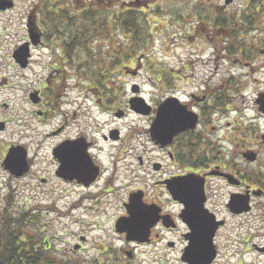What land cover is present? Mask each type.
Wrapping results in <instances>:
<instances>
[{"label":"flooded vegetation","instance_id":"af4514ba","mask_svg":"<svg viewBox=\"0 0 264 264\" xmlns=\"http://www.w3.org/2000/svg\"><path fill=\"white\" fill-rule=\"evenodd\" d=\"M21 3L0 0V112L9 109V89L18 94L20 84L8 87L7 83L12 79L10 71L27 70L17 56L20 48L27 51L31 30L39 33L37 45L30 46L31 54L39 49L57 64L51 66L54 74L67 73L59 59L68 54L74 35L60 34L58 18L42 17L38 21L30 16L29 22L27 8L19 9ZM97 3L113 7L124 1L93 0L83 6ZM235 4V0L185 1L184 10L191 18L189 28L187 16L184 19L186 42L200 41L212 52L207 57L197 55L195 62L186 59L181 73L168 71L166 96L177 97L192 116L173 139L169 133L172 140L157 145L152 141L150 129L157 105L153 104L150 129L146 131L152 148L135 152L118 148L114 144L122 141L125 133L117 119L128 114L143 115L125 112L119 105L115 108L116 98L109 102L100 95L95 99L97 116L111 115L113 126L103 131L105 122L101 119L98 138L81 132L71 136L74 140L82 137L85 149L78 156L79 166L71 151L68 182L100 198L92 211L106 217L110 225L101 223L98 229L113 230L112 240L99 238L103 250L93 258L94 264H136L149 258L158 260V264H172L169 256L173 251H178L179 264H189L191 254L203 249V239L213 229L215 257L211 264H264V225L252 229L256 220L264 224V2L262 12L257 14L248 12V3V10L234 28ZM21 14L23 22L19 23L16 20ZM13 19L16 26L24 25L23 36L16 26V33L7 31ZM252 32H257L254 37L259 44L245 38ZM8 36L15 38L7 40ZM31 61L33 64V56L29 66ZM192 85L195 91H188ZM39 104H46L42 96ZM40 112L45 114L44 110ZM121 112L123 115L117 116ZM180 112L178 126L185 119ZM9 122L0 119V128L7 130ZM59 125L58 132L68 121ZM101 141L109 144V149ZM55 161L54 176L65 181L57 176L59 159ZM29 163L32 165L31 159ZM117 229L140 231L137 239L128 240ZM29 245L25 241L24 260L33 255ZM34 247L41 253L50 251L49 242H38ZM93 247L97 250L96 245ZM83 249V243L75 241L67 260L76 264L79 258L75 255Z\"/></svg>","mask_w":264,"mask_h":264},{"label":"rangeland","instance_id":"374dc122","mask_svg":"<svg viewBox=\"0 0 264 264\" xmlns=\"http://www.w3.org/2000/svg\"><path fill=\"white\" fill-rule=\"evenodd\" d=\"M19 1H22L21 11L23 5H25V2H23L25 0ZM47 1L33 0L32 4L31 1H28V11L34 6L37 16L40 17L47 6ZM81 1L82 5L83 1L88 0ZM123 1V6L119 8L144 12H137L142 24L136 28L135 39L129 40L128 43L126 42L128 39L126 33L122 31L115 33V27L111 29V32H114L110 35L112 37L108 36V29L98 36V40L94 41L92 50L105 66H100L103 67L101 69L98 66L100 63L97 61L94 65L92 62L94 53H92L91 62L85 64L87 66L85 70L89 73L91 80L93 76L101 79L99 85L95 86L88 81H84V70H82V74L78 72L68 74V78L61 81L60 89L52 90L53 92L50 93V89H45L47 88L46 84L44 85L45 88L41 87V84L46 81L44 80L45 77L54 81L50 71L49 60L51 58L48 55H43L40 50L37 52V60L35 57L28 70L24 72L10 71L12 83H9V86L20 82L22 89L18 92L19 94L13 89H9L10 93L6 101L9 99L11 105L8 110L4 108L0 112V119L10 120V127L5 131L0 130V208L6 205L7 198L11 195L15 212L19 213L25 207L29 210L35 209L38 221L36 229L28 231L30 233L28 238H34L36 242L45 241V238L49 239L52 245L49 256L54 259L55 264L70 263L67 260L68 255L72 254L71 250H73L74 242L80 241L82 235L86 236L87 240L83 243L84 249L75 255L80 259L77 260L76 264H94L93 258L103 250L102 245L98 242L99 238L104 237L106 240H112L109 239L112 238V229H98V225L101 223L109 227L110 224L107 222L106 217L104 218L92 211L93 205L95 202H100V198H93L94 193L90 195L87 189L84 190L82 187L69 182H62L52 176L56 165L52 157V149L63 139L80 132L93 135L94 138L99 137L98 135L101 132L99 123L101 122L99 118H95L94 108L90 109L91 105L88 104V102L92 106L94 104L93 98L95 93L98 92L95 87L103 89L108 86L111 88V92L116 90L121 99L120 104L124 105L127 99L133 96V88L138 85L142 88V96L155 104L167 97L163 77L161 79V74L163 73L166 76L167 72H163V70L176 68L177 72L181 73L187 58L193 61L197 59V55L207 57L212 52V48H206L200 41L189 40L185 42V16H187L188 28L191 20L187 14L189 11L184 10L186 0ZM217 1L223 0H212L214 3ZM263 2L264 0H235L234 7L239 13H243L249 3V12L257 14L262 12L261 4ZM61 3L66 5L68 2L62 0ZM149 4L152 8H149ZM81 5L80 2H77L74 6L70 5V9L78 8ZM44 16L48 17L49 15L45 14ZM238 19L240 18L237 17ZM14 21L15 19L11 20V26L8 27L7 31L15 29L16 24H13ZM23 31L24 25L22 24L20 28H17V32L23 36ZM140 32L142 35L147 34L149 36L147 41L139 37ZM256 34L257 32L249 33V36H245V38L259 44L254 37ZM262 38H264V32ZM129 43L132 50L128 45ZM40 61L42 64H40ZM78 61L84 63V58L82 57ZM105 70L107 71L105 72ZM188 75L191 74L188 73ZM188 81L191 83L192 78H189ZM68 83L71 85L66 88L62 87L68 85ZM83 85L85 86L83 87ZM36 91H39L44 97H53L55 99L54 104L51 107L47 104L45 106H34L30 100V95ZM188 91H195L194 85L189 86ZM88 96L92 101L88 99ZM61 105L68 113L70 125L55 135L54 130L64 119V117L57 114L58 112H55L59 110ZM117 107L118 105L115 108ZM39 109L46 111V116L39 117L37 115ZM73 109H76L77 116L74 115ZM101 119H104L105 122L103 131L113 126L111 115ZM117 123L122 126L125 134L123 140L115 143V146L122 148L125 152L152 148L153 144L146 133L147 129H150L151 119L149 116L137 117L134 114H129L124 120L117 119ZM19 142L24 143L28 148L33 156L36 169L49 171V175L45 174V177L49 178L47 182L43 183L39 179L35 180L31 177H12L4 169L2 165L3 153L7 151L9 144ZM101 144L109 149L110 145L106 142L101 141ZM73 203H77V205ZM263 225L260 220H256L252 224V229H262ZM94 245H96L97 250L94 249ZM177 256L178 251H175L170 257L169 260L172 264H179ZM149 261H151V258L141 264H148ZM157 262L158 260L153 261L152 264H157Z\"/></svg>","mask_w":264,"mask_h":264},{"label":"trees","instance_id":"16d2710c","mask_svg":"<svg viewBox=\"0 0 264 264\" xmlns=\"http://www.w3.org/2000/svg\"><path fill=\"white\" fill-rule=\"evenodd\" d=\"M78 2H80L81 5L82 1L78 0ZM76 3L77 0L73 3V6ZM60 17L71 20V23H69L67 27L69 29L67 32L75 35L74 43L78 48L87 45L88 40L85 36L91 35V43H94L99 33L101 35L111 27V25H109L111 22L106 20L107 18H111L110 20L114 19V24L119 23L118 25L125 31L133 32L136 30V26L133 23L136 22L139 16L135 10H123L109 13L94 7L88 8L87 10L75 11L73 16L68 10L65 11L61 9ZM71 28H74V30H71ZM133 35L136 37L135 34ZM133 39L135 38H132V40ZM126 42L128 43L129 41L126 40ZM134 43L137 44L135 41ZM128 45L130 49H132L130 43ZM92 53H94V51L91 49V51L81 57L78 54L76 56L79 57V60L83 57L86 63H88ZM96 61L100 63V66H104V63L100 61L98 56L94 53L92 56L94 65ZM85 76H89V74L85 73ZM92 82H96L94 78H92ZM34 210L35 209L29 210L25 207L19 213L15 212L11 195L7 198L6 205L0 208V264H53L52 258H43L44 253L37 251L34 247L35 244L30 243L36 242L34 238L27 237V239H25L24 229L26 227L35 229L37 225L38 216ZM25 241L30 243L28 251L33 254L29 256L28 260L22 259L23 253L25 252ZM38 256H42V258Z\"/></svg>","mask_w":264,"mask_h":264},{"label":"water","instance_id":"95a60500","mask_svg":"<svg viewBox=\"0 0 264 264\" xmlns=\"http://www.w3.org/2000/svg\"><path fill=\"white\" fill-rule=\"evenodd\" d=\"M173 106L175 109L172 107ZM131 108L134 109L137 112H141L144 114H149L151 111V107L146 104L145 100L140 97H134L131 100ZM181 106L178 104L177 100H170L164 101L160 104L158 111H157V117L154 122V125L152 127V135L154 139H156L160 143H165L167 138L169 136V133H171V137L174 134V132H177L179 130H182L183 127H185V120L188 121L191 119L190 115L185 111V109L181 110L184 113L185 119L182 122L181 126H178L181 123V120L179 119L178 115L181 113L179 109ZM171 140V138H170ZM70 145H73L71 142L66 141L64 142L60 149L61 151H68V148ZM4 165L6 169H9L14 175L16 176H22L24 175L28 170V164L26 161V154L25 150L23 148H12L10 149V152L8 153V156L6 160L4 161ZM61 172L64 177H66V174L68 172V168L66 165H63L61 168ZM62 175V176H63ZM122 232L126 231L128 234V238H136L137 233L133 229H120Z\"/></svg>","mask_w":264,"mask_h":264}]
</instances>
